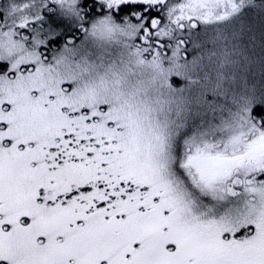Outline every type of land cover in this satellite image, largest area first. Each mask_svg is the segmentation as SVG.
<instances>
[{
  "label": "snow or ice",
  "instance_id": "6c2138e0",
  "mask_svg": "<svg viewBox=\"0 0 264 264\" xmlns=\"http://www.w3.org/2000/svg\"><path fill=\"white\" fill-rule=\"evenodd\" d=\"M0 264H264V0H0Z\"/></svg>",
  "mask_w": 264,
  "mask_h": 264
},
{
  "label": "rangeland",
  "instance_id": "374dc122",
  "mask_svg": "<svg viewBox=\"0 0 264 264\" xmlns=\"http://www.w3.org/2000/svg\"><path fill=\"white\" fill-rule=\"evenodd\" d=\"M257 83H258V78H257Z\"/></svg>",
  "mask_w": 264,
  "mask_h": 264
}]
</instances>
